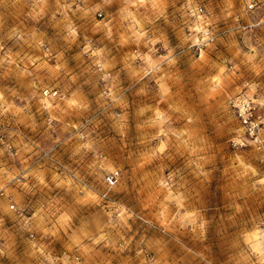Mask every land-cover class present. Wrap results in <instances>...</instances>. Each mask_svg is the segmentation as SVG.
I'll return each instance as SVG.
<instances>
[{
	"label": "rangeland",
	"instance_id": "374dc122",
	"mask_svg": "<svg viewBox=\"0 0 264 264\" xmlns=\"http://www.w3.org/2000/svg\"><path fill=\"white\" fill-rule=\"evenodd\" d=\"M0 264H264V0H0Z\"/></svg>",
	"mask_w": 264,
	"mask_h": 264
},
{
	"label": "built area",
	"instance_id": "2783aa9c",
	"mask_svg": "<svg viewBox=\"0 0 264 264\" xmlns=\"http://www.w3.org/2000/svg\"><path fill=\"white\" fill-rule=\"evenodd\" d=\"M242 119H243V124L248 128L250 135L252 137H255V141L259 144L263 143V140L261 139V135H260L261 130L259 125L256 123V121L250 119L247 115H245V113L242 115ZM118 179H119V172L117 171L106 176L105 181L109 187H114L118 183ZM14 208H15L14 206L11 207V209Z\"/></svg>",
	"mask_w": 264,
	"mask_h": 264
}]
</instances>
